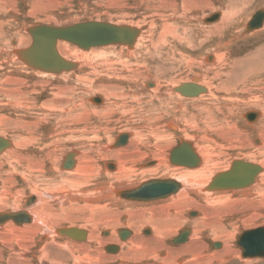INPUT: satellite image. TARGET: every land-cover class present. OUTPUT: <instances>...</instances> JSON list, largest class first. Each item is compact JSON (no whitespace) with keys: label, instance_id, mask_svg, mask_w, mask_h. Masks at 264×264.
Returning a JSON list of instances; mask_svg holds the SVG:
<instances>
[{"label":"rangeland","instance_id":"1","mask_svg":"<svg viewBox=\"0 0 264 264\" xmlns=\"http://www.w3.org/2000/svg\"><path fill=\"white\" fill-rule=\"evenodd\" d=\"M247 3L249 7L247 8V10H245L244 13H242L236 18V23L233 28L224 32L223 34L220 32H217V34H215L216 32L211 28L221 23L218 13L220 14L222 12V9H224L222 4H225V6L228 4H230L231 6L234 5L235 8L238 9L241 7V5L243 4L246 5ZM258 13L264 14V0H247V1L245 0H241V1L240 0H226V1L225 0H0V46L1 48H3L5 45L8 44L10 45V47L13 46L14 48L15 47L17 48L28 47L30 45L29 44L30 37L27 35L25 30L27 28H31L37 25L67 27V26L79 24L82 22H90V21L110 23L114 25H127V26L131 25L135 28L140 29V31L143 33V36L141 37L140 42H139L142 44L138 43L137 47L139 48H137V50L135 51H138V49L142 48L141 53L144 54V57L147 61L146 62L147 66L149 64L150 67L151 66L152 68L158 67L162 71L158 76H155L157 73L154 72L155 74L153 73L151 75L152 77L151 76L150 78L146 77L145 80L151 79L149 81L153 82L155 77L159 78V80L162 82V88H160L162 92L164 89L169 88V86L176 87L183 83H187V82L189 83L193 81L192 80L193 77L195 78V77L200 76L201 80L203 79L205 80L206 78L207 79H210V77L212 78L214 73L223 74L224 70L222 69V65L220 64L219 61L215 63H208V62L205 63L206 62L205 56L206 54L209 55L211 51H214V52L216 51L217 53L225 54L224 56L226 57L225 59H229V60H232L235 58L237 59L239 57L243 58L247 56V54L248 55L251 54L260 43L258 42L259 40L256 37H253L252 35H248V30L244 27H245V24H247V22H251L252 19ZM191 18L193 20H191ZM203 21L205 24L203 23ZM162 22H164L163 25L165 24L172 25L173 23V27L175 26L174 29L177 33H179L184 38L189 37L188 38L189 41L194 42V43L192 42L193 45L197 46L199 42V45L197 47H199L200 49L196 48L195 46V51H193L191 49H188L186 44H183V45H180L181 43L177 44V41L175 39L172 40L171 38H167V36L164 37V40L166 41H165V44H163L160 40H158V36L161 33L160 30L162 28L161 27ZM186 22L190 24L189 27L187 26L188 24ZM174 23L176 24L174 25ZM206 24L209 25L210 27L208 26V28H206L207 27ZM180 26L181 27L184 26L186 30L188 29L187 30L188 33H185L182 35L181 34L182 30H180L181 28ZM192 28L195 30V32L194 30H192L193 32L191 31ZM199 29H201L202 31L204 30L203 33L205 32V34H203L202 31ZM207 29L208 30L210 29L212 33L209 34V31ZM191 33L192 34L196 33L194 34L195 35L194 38ZM23 35L27 39H25L24 43H22V45L19 46L18 37L23 36ZM205 38L207 39L206 41H204ZM200 39L203 40L204 42L202 41V43H200L201 41ZM16 43L18 44L17 46H16ZM73 46L71 45L70 47L75 48ZM102 48L103 47H97L93 49L95 50V49H102ZM170 48H172V50L175 49L176 51L174 58H173L174 55L172 56L169 53ZM77 50L83 51L79 48ZM99 51H102V50H95L97 54L100 53ZM110 51H113L116 54H120V53L125 54L126 49L124 47L122 48L121 46H116V48ZM84 52L85 53H82L83 55L85 56L90 55V53H87L89 51H84ZM179 54L183 55L184 57H187V60L179 61V58H182V56ZM188 57L190 58L188 59ZM65 58H68V60L70 59L72 61L78 62L76 59L69 57V56ZM89 60L88 62L96 61V63L97 62L99 63V58L97 60L96 59L93 60L92 58ZM188 60H190L189 62H191V64L189 63L187 64ZM196 61L198 63L201 62L199 63L201 65L195 66L197 63ZM258 62L259 61H257L256 63ZM81 69L82 70H80L79 72H76L75 75L72 74L74 76L71 75L72 76L71 78L66 77L65 80L60 79L61 77L58 78L59 76H53V77L42 76V75L33 76L29 72L21 73L20 78L23 79L22 83H24L22 84L23 90L26 88L24 90L26 94L25 96L26 97L28 96L30 98L33 97L32 99L35 98L34 103L36 102V105H35L36 107L40 106L41 104L55 97H56L55 99H58L56 101H58L57 105L60 107L66 105L65 103L68 102L67 109H64V107L62 108V110H65L64 112H66L67 114L65 113L62 115L63 121L61 123H58V125L54 122L55 120L52 119L51 117L48 118L49 120H42L41 118H39V121L37 120L33 124L35 129L34 127L32 128L33 125H31L29 132L27 131V129H24V131L20 130V132H17L15 129L16 127L20 126L21 123H22V126L28 124L30 121H32L30 119L31 116H33V114H34V117L36 114L40 115L41 111L37 112V110L35 111V109L34 110L32 109V110H27V113H26L22 109L15 110L13 108H10V107L5 108V107H2V105H0V121L1 119L7 118V122L0 123V137L8 138L12 142L14 140L13 136L16 133L20 134V138L28 136V135H25L27 132L29 135L31 134V137L34 140L41 137L40 141L38 139L37 142L35 143V144L39 143L41 145L39 150H36L33 147L27 148L26 150L21 151L20 154L17 153L15 157H12L13 160L12 158L8 159L6 157L7 155L5 156L2 154L0 155V160L3 158V160L0 162L1 163L0 164L1 165L0 166V192H1L0 193V198H1L0 199V210H1L0 212H4V211L7 212L8 210L15 209V207L19 206V204H21L22 201H24L25 199L30 197L32 194H34L33 192H31L29 184H26L27 182L24 181L23 171H21L23 167L24 169H26L28 165H29V169L31 168L30 173L34 174V175L31 174V177L28 179L29 183L31 182L32 184H34L40 189L47 188L46 190L45 189L44 190L48 192L57 193L63 189H66L67 187L63 188V186H62L63 189H61L62 183H60V181L62 182V179H64L65 176L70 175V174H63L60 177L59 172L60 174H62L64 171H72L73 168L64 170L62 168V163L65 160L66 156L73 152L74 153L77 152L78 154V155L77 154L74 155V162H75L74 165L75 166L77 165L78 162L79 164H81L82 162L81 161L83 158L82 150L84 151V153H88L89 161L93 167V176H94V177L92 176L91 180L89 179L90 184L92 185L98 184L99 188H103V186L105 187L104 184H106L107 186L110 183L114 184V180L111 181L107 179L103 173L104 169L105 170L107 169L105 168L106 165H113L115 169L112 170L111 172L113 173L115 172L116 174L118 173L116 172L118 171V164L116 163L115 160H112L110 158V156H113L115 154L114 152L111 151V148H110L111 141L110 142L109 141L106 142V141L108 138L112 139L122 133L131 132L132 135H135V132H137L135 131L136 129L138 131L140 130L142 131L143 135L145 136L143 141L145 143H148L149 146L141 145V146H138L136 150H133L132 149L133 147L128 149L127 154L125 155L127 160H129L127 163V168H131L135 170V174L132 176L130 175L128 179L134 182L142 181L141 183H143L150 179H164L168 177H173V171H176L177 167H178L177 171H181L183 169L186 170L189 168L173 166L167 162V158H166V161H163V162L161 161L160 165L159 163L156 162L157 164L155 165V167L146 168L145 165L152 161L155 162L156 157L159 159H162L163 153H166V152L169 153L170 150H172L174 147H176L180 143V140L186 139L184 138L183 135H186L189 137H193L195 135L201 136V135H198V133H196L195 130L193 131V127H191L192 129L189 127L190 120L193 122L194 121L199 122L198 118H201L200 121L213 120V121H216V126H219L220 118H221L219 114L225 113V110L223 109L222 106H218L217 110L215 111L209 110L208 113H202L203 112V111L201 112L202 107L207 102L206 98L196 99V100L192 99L193 101H191V100H180L175 97H168V96L163 95L164 100L161 102L162 103L161 109L156 108L158 107V105L153 106L156 109H150L148 107H141V106H137L134 103H132L131 95H128V94L127 95L123 94L122 95L123 97L119 96L118 101L115 103L117 107H115L113 110L111 109V111L109 112L105 108L109 104L108 100L105 99L103 93L101 94L99 91H97L98 89L97 87L95 89L93 85L89 83L91 81L95 82L97 78H99L96 73L99 69L96 67L92 69H88V68L87 69L81 68ZM110 70L120 73V67H117V66L113 67L112 69L110 68ZM8 71H10L11 73ZM0 74L2 75V77L0 75V78H3L4 76H8V75H9L8 77L16 76L11 70H8V68L0 69ZM80 76H86L87 81L86 82L77 81L76 77H80ZM200 82L202 83V81ZM91 85L92 87H90ZM250 86L251 85H249V88L252 89L253 87L252 86L250 87ZM145 92H142L141 94H139L141 96H144V99L142 100L143 102L149 99L147 95L148 93H145ZM161 92L159 93L160 95L157 94V97L161 96ZM252 92L254 96L256 95L264 96V91H262L263 92L262 93L259 90L253 89ZM32 93L34 94V96ZM251 93L250 95L253 96ZM258 93H261V95ZM222 94L223 93L219 95H222ZM230 95H231L230 98L243 97L242 93H238L237 95L235 94H230ZM3 97L4 96L2 97L0 96V104L1 102L7 103L5 102V100L7 99ZM94 97H101V99L103 100V103L104 101L105 102L107 101L106 102L107 106L105 104L100 106V105H94L93 103L91 104L88 103L87 100L89 98H94ZM124 97H127V98H124ZM250 104H252L251 99L250 101L246 102V105L244 104L240 105L241 108L240 107L237 108L238 109L237 114L241 116L243 113L245 115L247 113L258 112L257 110H254V109L259 110V108H253L254 106L253 105L250 106ZM231 105L232 104H229L228 106H231ZM75 107L77 108L75 109ZM249 107H252V108H249ZM28 109H31V108L29 107ZM163 109L166 111V113L163 112L164 111ZM171 109H174V110L176 109L177 111L176 110L174 111ZM70 110H73V111L70 112ZM123 110L125 111L123 112ZM105 111L109 113L107 114V112L105 113ZM83 112H86V113L81 115ZM51 114L56 115L57 113L52 112ZM205 115L206 116L208 115V116L206 117ZM80 116L81 117L83 116V117L80 118ZM180 116L183 119H181ZM185 117L187 119H185ZM177 118H179L180 121L176 120ZM258 118H259V115L253 121L247 120L250 123V125L246 124L244 120L241 118L240 121L239 120L236 121L237 122L236 125L234 123L229 127H226L225 125L220 126L223 129L224 134H226L228 131L229 133H227V135H224L222 138H220L222 134L219 138L216 134L215 136L214 135L213 136L215 140H217V142L220 143V145H223L224 147L226 146L225 148L229 151H227V153L224 155V158H223L225 160L223 164L225 163L224 165L226 166H224L223 164H220L217 167L216 172L213 173V175H215V173H218V172H223L221 170H223V168L225 169V167H227L228 169L230 165L229 163L235 161L236 159L245 160L247 162H252L255 164L259 162L258 164L263 166V163L261 164V158L259 157L253 158L247 155V154H250L251 152V150L248 149L249 147L248 145L253 146L256 140V134L253 135V138L252 137L250 138L252 131L250 130V128L245 127L243 125V122H244L245 125L254 127ZM143 119L148 120V121L143 122ZM157 119L160 120L159 122L161 124L160 123L154 124L155 126L153 125L152 127L148 123L150 120L153 121ZM39 123L41 124V126ZM50 124H53V125H50ZM147 124L150 126H148ZM169 124H174L176 129L171 130V132L168 133V135L170 136V137L167 136L168 140H166L167 138L162 140L159 135L165 132L166 130H168ZM251 124H253L254 126ZM53 126L58 127V129H56V132H60V133L62 132L61 134H64V135H58L59 137L58 136L54 137L52 134L54 132L53 131L50 132ZM143 127H146V130L141 129ZM156 129L157 130L161 129L160 131H158V134H156L157 133ZM227 129L229 130L227 131ZM98 130H101V131H98ZM71 131L73 133H75L74 131H76L77 135L76 134L72 136L69 135L70 133H72ZM41 133H42V136L40 135ZM95 133H98V134L94 135ZM248 134H249V137H248ZM78 135L80 137L83 136L82 140L84 141L82 145L85 148L79 143H77V140L73 142L74 140L70 138V137L75 138ZM94 136L96 137L98 141H95V139H90V138H93ZM226 136H228V138ZM44 137L45 139L50 137L51 139H48V140H51V141L45 140ZM154 139L156 140L154 141ZM195 139L196 137L193 140L191 139L193 143ZM63 141L65 143H63ZM197 142H196V146L198 147L199 143ZM54 143L55 144L58 143V144L55 145ZM244 144H245V147L248 146L245 149L243 148ZM45 145H48V147L46 148ZM81 146L83 147V149L81 148ZM107 146L109 147V152L108 150H105L107 149ZM117 152L120 153L119 151ZM79 153L81 157L79 156ZM129 153L131 155H129ZM22 154L23 155L25 154V155L23 156ZM30 156L32 159L30 158ZM122 160H123V157H122ZM11 162L13 164V165L11 164L12 166L16 164V166H14L15 168L13 167L12 170L11 168H9V164ZM164 165L168 167L169 171L164 169L165 168ZM83 166L85 165L83 164ZM156 166L160 167V169L162 170L160 169H159L160 171L154 170V173L152 174V176L141 175V173H143L146 170L153 169V168L155 169ZM161 166H164V167H161ZM174 167H176L175 168L176 170L174 169ZM34 170H36V172ZM213 175H211V177H213ZM57 177H60V179ZM37 178L38 180L35 181V179ZM38 181L39 183H37ZM85 182L86 181L81 182L82 187H79V188L85 189L84 188ZM52 183H56V184H52ZM49 185L51 187H49ZM55 186H57L59 190L56 191L57 188ZM79 188H74V189L78 190ZM228 196H231V200L233 202L230 200V202L228 203L219 202V201H208L209 202L208 203V202L200 201L198 198L192 195L191 197L195 199L196 201L195 203L196 204L200 203L199 205L203 209L204 212L201 211L200 209L196 208L197 209L196 210L195 208H192L189 206H187L188 208L185 206L183 208H180L178 206L174 207L177 210L178 218L176 219V221L174 220V223L172 224L173 226H177V227L170 236L169 234H167L166 238L162 240V243L160 244H158L156 240L150 241V239L154 237V232L151 227H148L142 224L144 220H147L151 216L152 213H150L151 211H149L152 208L151 206H158L157 204L162 203L164 200L153 203V204H147V205H141V204L132 205V204L118 203V202H114L111 200L103 199V201L98 200L99 202L97 201H96L97 203L94 202L91 205L92 206L91 208L86 207V208L80 209V208H76L77 207L76 205L74 206L72 205L71 208L70 206H59L56 202L46 199L49 203L48 205L53 207L56 213L61 214L60 218H58L57 220L55 219L53 220L52 219L53 217L52 218L50 217L49 220L47 221L48 227L51 230L60 229V228H70V227L77 228L78 226V228L80 227V229L81 228L86 229L88 233L90 232L89 234L91 235V232H92L91 229L96 227V231L95 229L93 230L96 232L94 233L97 239L89 240L87 242L86 241L77 242L72 239L65 238L59 235L56 237L52 236L54 239L50 237L51 239L49 238L47 240H41V237L43 235H46L45 232H47L45 231L46 227H42V224H37V227L34 228V230L36 231H34L33 228L25 231L22 228L20 229L18 227V228H15V231L18 230L17 233L16 232L12 233V235H7V237H6V234L1 235L0 233V240H1L0 241L1 242L0 243V264H8L9 256L11 257L13 256L11 260V264H77V263L78 264H167V263L168 264H244L245 263L246 264V262H250V261H244V263H242L243 259H241L240 257L241 249L238 247L237 241H238L239 235L242 232L264 226V205H263L264 196L263 197H251L250 196L244 199L237 195L232 196L230 193H228ZM95 197L100 198L101 197L100 193L97 192ZM234 200H235V204H233ZM217 202L219 204H217ZM214 203L216 205H213ZM199 205H196V206H199ZM212 205L214 208H211ZM79 206H84V205L83 203H80ZM68 209H73L70 213L71 214L70 216L71 218L75 217L76 219H78V221H75V222L70 221L66 219L65 217H63L64 214L66 213L69 214ZM193 212H196L197 215L191 217L190 215H192ZM202 212L206 214V217L203 216ZM189 213L190 215L188 216ZM148 214H150V216ZM202 218H204L206 221L209 220L208 223L210 224L220 223V222L222 223L225 222L224 224H227L228 222L229 223L233 222L235 224V226H233V229L229 230V233L231 232L232 234L231 239L229 240V244L231 243L230 246L232 247V251H233V254L230 256L229 260L228 259L226 260L225 257L223 256H218V255L212 256L213 251L221 249L220 248L221 246L220 245L218 246L216 243H214L211 240V237L207 235L208 232L200 236L199 238L201 241L200 244H197L196 247L191 248L192 250L191 255H181L182 252L178 251V249L185 246V244H189L190 240L194 238L192 237L194 235V227L190 224L186 225L184 223V219L194 222L197 220L201 221ZM61 219L63 221H61ZM124 229L129 230L132 233L131 234L132 236L130 237V239H127L126 241L122 243L117 237V232L120 230H124ZM190 229L192 231V234H191L192 236H190L192 239L189 238V240H187L184 244H181V242L170 243V240L176 237L181 231L186 232ZM112 231H114L115 233V240L113 241H111ZM145 231H147L148 234H145L144 233ZM23 232H25V234ZM19 235H21L20 238L18 237ZM131 241H134L135 243H137V245L134 244L135 246L134 245L130 246L129 243ZM116 242L119 244H117ZM110 244H115L117 246H120L118 253L111 254L103 250L105 246L108 247L110 246ZM159 245L161 247H164V249L159 251L158 250L160 248ZM200 246H202L204 250L200 248ZM216 247H219V248H216ZM19 250L20 252H18V254L13 253ZM12 253L15 254L17 257L15 255H12ZM156 253H159L160 256ZM123 255L125 259L121 258ZM156 255L157 257H155ZM260 259L261 258H251L250 260H253V261L247 264H263L264 259L262 261Z\"/></svg>","mask_w":264,"mask_h":264},{"label":"bare ground","instance_id":"2","mask_svg":"<svg viewBox=\"0 0 264 264\" xmlns=\"http://www.w3.org/2000/svg\"><path fill=\"white\" fill-rule=\"evenodd\" d=\"M245 1H247V0H245ZM210 4H211V2H210ZM222 6L224 7V9H222V12L220 14L218 13L219 19L221 20L220 21L221 23H219L215 27L211 28V29H213L216 32L215 34H217V32H220V33L223 34L224 32H226V31L230 30L231 28H233L235 26V23H236V18L239 15H241L242 13H244L245 10H247V8L249 7L248 3L246 5H244V4L241 5V7L238 8V9L235 8L234 5L231 6L230 4H228L226 6H225V4H222ZM175 19H177V18H175ZM191 20H193V19L191 18ZM97 23H99V22H97ZM163 23L164 22L161 23L162 24L161 25L162 28L160 30L161 33L158 36V40H160L163 44H165L166 40H164V37L167 36V38H171L172 40L175 39L177 41V44H180V43H181L180 45L186 44L188 49L195 50V46L196 45L192 44L193 41H189V39H188L189 37L184 38L179 33H177L175 31V29H174L175 26L173 27V23H172V25H169V24L163 25ZM203 23H204V21H203ZM247 23L248 24H245L244 28H246L248 30V35H252L253 37H256L259 40L258 42L260 44L254 49V51L251 54H249V55L247 54V56H245L243 58L239 57L237 59L235 58V59H232V60L225 59L226 58V57H224L225 54L217 53L216 51L215 52L211 51V53H209V55L206 54V56H205L206 57V62L205 63H207V62L208 63H215V62L219 61L220 64L222 65V69L224 70V73L223 72H222L223 74L214 73L212 78L210 77V79H207V78L205 80L203 79L204 81L200 79L201 78L200 76L199 77H195V78L193 77V79H192L193 81H191L189 83L188 82L187 83H183V84H189L190 86H193V87H198V88L202 87L204 89L203 92L201 91L196 96L195 95L194 96L183 95L180 92V90L177 89L178 87L182 86L183 84H181L179 86H176V87L169 86V88H166V89H164L161 92L160 88H162V82L159 80V78H157L155 76H158L162 71L158 67L152 68V66L150 67L149 64L147 66V63H146L147 61H146V59L144 57V54L141 53L142 52V48L138 49V51H135V50H137V48H139L137 46H138V43L140 42L141 37L143 36V33L140 31V29L135 28V27H133L131 25L129 27L130 28L132 27L133 29L135 28V30L138 31V34L136 35L135 39H133L134 41L129 42L127 44H108V45H102V46H94V47H90L88 49H82V48H79L77 45H75V44H73V43H71V42H69L67 40H64V39H61V38L57 39L56 43H55L56 53L64 62L69 63L68 68H60V70H59L57 65H56V68H51V69H49L50 67L37 66L35 64V60L32 57H28V55L27 56L23 55V53H25L23 51L27 50L32 44L33 38H32V34L29 33V29L30 28H27L25 30L27 35L30 37V43H29L30 45L28 47H26V48H17V47H15L14 48L13 46L10 47V45H8V44L5 45L3 48H1V46H0V69L8 68V70H11L16 75L15 77H8L9 76L8 75V76H4L3 78H0V96L1 97L4 96L7 99V100L4 99L5 102H7V103H2L1 102L0 105H2V107H5V108H7V107L9 108L10 107V108H13L15 110L22 109L26 113H27V110H32V109L33 110L35 109V111L37 110V112L41 111V114L40 115L36 114L35 117H34V114H33V116H31V118H30L32 121H30L28 124L22 126V123H21L20 126L16 127L15 129H16L17 132H20V130L24 131V129H27V131L29 132V130L31 128L30 126L33 125L37 120L39 121V118H41L42 120H49L48 118L51 117L52 119L55 120L54 122L58 125V123H61L63 121L62 115L66 113V112H64L65 110H62V108L64 107V109H67V107H68V105H67L68 102L65 103L66 105H64L62 107L58 106L57 105L58 101H56L58 99H55L56 95L54 96L55 98L50 99L49 101H47V102L41 104L40 106L36 107L35 106L36 102L34 103V99L35 98L32 99L33 97L30 98L28 96L27 97L25 96L26 94H25L24 90L26 88L23 90L22 84H24V83H22L23 79L20 78L21 73H28V72L31 73L33 76H41V75L42 76H50V77L59 76L58 78L61 77L60 79L65 80L66 77L67 78L68 77L71 78L72 76H74L76 72H79L80 70H82L81 68L92 69V68L96 67V68L99 69V70L97 69L98 71L96 72L97 76L99 78H97V80L95 82L91 81L89 83L92 84L95 89L97 87L99 89V90L97 89V91H99L101 94L103 93L105 99L108 100L109 104H108V106L106 105L107 101L106 102L104 101V103H103V100L101 99L102 96L101 97H95V98H89L87 101H88V103H90V104L93 103L94 105H100L101 106V105L105 104L107 106L105 108L109 112L111 111V109L113 110L115 107H117V105H115V103L118 101V97L122 96L123 94L131 95V101L135 105L141 106V107H148L150 109H156V108L161 109V104H162L161 102L164 100L163 95H165V96H168V97H175V98H178L180 100H191V101H193L192 99L196 100V99L206 98L207 102L202 107V110H201V112L203 111L202 113H208L209 110H212V111L214 110L215 111V110H217L218 106H222L223 109L225 110L224 114L223 113L219 114L221 116L219 126H216V121H213V120H208V121L205 120L204 121L203 119H202L203 121H200L201 118H198V117H196V118H198L199 122H196V121L193 122L191 120L189 122L190 124L185 122V123L190 125L189 126L190 128L193 127V131L195 130V132L198 133V135H201V136H196L195 135L193 137H189V136L183 135L184 138H186V139L182 138L183 140H180V143L176 147H174L172 150L169 149L170 150L169 153L168 152L163 153V155H162L163 158L162 159H159V158L156 157V161L155 162L150 160L152 162H149V163H147L145 165L146 168L155 167V165L157 163H159V165H160L161 161L162 162L166 161V158H167V162L169 164L173 165V166H180V167L189 168V169H186V170L183 169L181 171H177L178 167H177V170L175 169L176 167H174V169L176 171H173V177H168V178H164V179H150V180H147V181H145L143 183H141L142 181L141 182L140 181L134 182V181L128 179L130 177V175L132 176V175L135 174V170L134 169L127 168V163H128L129 160H127L125 155L127 154L128 149L133 147L132 149L136 150L138 148V146H141V145L149 146L148 143H145L143 141L145 136L143 135L142 131L141 130L138 131L137 129L135 130V131H137V132H135V135H132V133L130 132V133H122V134H120V135H118V136H116V137H114L112 139L108 138V137H107L108 139L106 138L107 139L106 142H108V141L110 142L111 141V147L110 148H111V151L114 152L115 154L113 156H110V158L112 160H115L116 163L118 164V171H116L118 173L116 174L115 172L114 173L111 172L112 170L115 169V167L113 165H106L105 168H107V169L106 170L104 169L103 173H104V175H105V177L107 179H109L111 181L114 180V184L110 183L108 186L106 184H104L105 187L103 186V188H99L98 184L97 185L90 184L89 179L90 180L92 179L93 167H92V165H91V163L89 161L88 153H84L83 150H82L83 158L81 160L82 162H81V164H79V162H78L76 166L74 165V163H75L74 162V155L77 154V152L75 151L76 153L73 152V153H70L69 155L66 156L65 160L62 163V168L64 170H68L69 168H73V169H72V171H64V172L61 171V172H63L62 174H60V172H59L60 177L63 174H70V175L65 176L64 179L61 178L62 179V182L60 181V183H62V185L60 184L61 185V189L66 188V187L67 188L63 189V190H61V191H59L57 193L56 192L45 191L47 188L40 189L37 186H35L34 184H32L31 182L29 183L28 179L31 177V174H33V173H30L31 172V170H30L31 168L29 169V165L27 166L26 169H24V167H23L24 170L22 169L21 171H23L24 181L27 182L26 184H29L31 192H33L34 194H32L30 197H28L27 199L22 201L21 204H19V206L15 207V209L8 210L7 212H5V211L4 212H0V216L4 215V214H8V213H18V214H25L24 216L26 217V219L22 218L21 221L8 220L6 222H2V223L0 222V233H1V235L6 234V237H7V235H12V233H15V232L17 233L18 230L15 231V228H18V227L20 229L22 228L25 231L29 230V229H32V228L34 230V228L37 227V224H42V227H46L45 231H47V232L44 231L46 235H43L41 237V240H47V239H49L52 236L56 237V236H59V235L65 237V238L72 239V240L77 241V242H83V241L87 242L89 240L97 239V237L95 236L96 227L95 228L92 227L93 229H95V231L93 229H91V231H92L91 235L89 234L90 232L88 233V231L86 229H82V228L80 229V227L78 228V226H77V228L76 227H70V228H60V229L51 230L48 227V224H47L48 222L47 221L49 220L50 217L51 218L53 217L52 218L53 220L54 219L57 220L58 218H60L61 214L56 213L55 210L53 209V207L48 205L49 203H48V201L46 199H48L50 201H53V202H56L59 206H70V208H71L72 205L73 206L76 205L77 206L76 208H80V209L86 208V207H90L91 208L92 207L91 205L94 202L103 201V199L111 200V201L118 202V203L132 204V205L133 204L147 205V204H153V203H156V202L164 200L162 203L157 204L158 206H151L152 208L149 211H151L150 213H152V214H151V216H150V214H148L150 217L147 220H144V222L142 224V225H146L148 227H151L153 232H154V237L152 239H150V241H155L156 240V242L158 244H160V243H162V240H164L166 238V235L169 234V236H170L175 231V229L177 227V226H173V224H172V223H174V220L176 221V219L178 218L177 217V210L174 207L178 206L180 208H183L184 206L185 207L189 206V207H192V208H195V209L197 208V209H200L201 211H203V209L199 205L200 203L196 204L195 203L196 202L195 199H193L191 197L192 195L194 197L198 198L200 201H203V202L219 201V202H227V203L230 202V200H231V196H228V193H230L232 196H234V195L240 196L243 199L244 198H248L250 196L251 197H263L264 196V96L261 95V93H258L261 96H257V95L254 96L252 90L253 89L254 90H259L261 92L264 91V17H263V20H261L260 25H258V26L251 27L250 26L251 23L250 22H247ZM175 24L176 23H174V25ZM187 24H188L187 26L189 27L190 24L189 23H187ZM191 24H192V22H191ZM255 24H258V22L255 23ZM111 25H114V24H111ZM38 26L56 27V26H48V25H37V27ZM116 26H122V25H116ZM124 26H127V25H124ZM208 26L209 25H207L206 28H208ZM31 28H33V27H31ZM56 28H62V27H56ZM196 29H198V28H196ZM201 29H203V28H201ZM201 29H199V30H201ZM180 30H182V33H181L182 35L185 34V33H188V31H187L188 29L186 30V28H184V26H182L180 28ZM192 30H194V29L192 28L191 31ZM201 31H199V32H201ZM203 31H202V33H203ZM208 31H209V34L212 33L210 31V29ZM194 32H195V30H194ZM194 34H196V33L192 34L193 38L195 36ZM203 34H205V32ZM18 38H19L18 39L19 46L22 45V43H24L25 39H27L26 37H24V35L23 36H19ZM206 40L207 39L205 38L204 41H206ZM160 41H158V42H160ZM195 41H196V39H195ZM202 41L203 40H201L200 43H202ZM143 43H144V41H143ZM18 44L16 43V46ZM139 44H142V43H139ZM68 45H70V46L74 45L73 47H75V48H71ZM198 45H199V42H198ZM116 46H121L122 48L124 47L126 49L125 54H122V53L116 54L113 51H110V50H113L114 48H116ZM197 46H196V48H199ZM97 47H103L102 49H95V50H102V51H99L100 52L99 54H97V52H95V50L93 49V48H97ZM76 48L77 49L79 48V49H81L83 51L77 50ZM84 51H89L87 53H90V55H88V56L83 55L82 53H85ZM147 53H148V51H147ZM169 53L172 56L174 55L173 56V58H174L176 51H175V49L172 50V48H170ZM179 55H181V54H179ZM68 56L76 59L78 62L72 61L70 59H69L70 60L69 61L68 58H65V57H68ZM181 56H182V58H179V61H182V60L186 61L187 60V57H184L183 55H181ZM91 58L93 60L94 59L97 60L99 58V63L97 62L98 63L97 64L96 61H94L97 64L96 65L94 62H88V60L91 59ZM189 58L190 57H188V59ZM190 60H188L187 64L188 63L191 64V62H189ZM89 61H91V60H89ZM257 61H259V62L256 63ZM196 62H194V63H196ZM199 63H201V62H199ZM199 63L197 62L195 66H197V65L200 66L201 64H199ZM115 66L120 67V73H117L116 71H113V70L111 71L110 70V68L112 69ZM206 66H207V64H206ZM8 72H10V71H8ZM154 72L157 73V74L154 76L155 79H154L153 82L149 81L151 79L145 80L146 77L150 78V76ZM205 72H207V71H205ZM72 74H74V75H72ZM63 75H65V76H63ZM87 76H88V74H87ZM1 77H2V75H1ZM76 80L79 81V82H86L87 81V77L86 76L76 77ZM216 80H217L218 83L216 82ZM200 81H202V83ZM214 83H216V84H214ZM218 84H219V86H218ZM92 85L90 87H92ZM249 85H251L253 88L250 89ZM228 86H230V87H228ZM237 89H238V91H237ZM142 92L148 93L147 95H148L149 99L147 101H145V102L142 101L144 99V96L139 95ZM160 92H161V96L162 97L161 96L157 97V94H159ZM221 93H223V94L219 95ZM238 93H242L243 97H241V98H234V97L230 98V96H231L230 94L237 95ZM250 93L253 96H251ZM204 95H206V96H204ZM33 96H34V94H33ZM202 96H204V97H202ZM246 96L252 100V104H250V106L253 105L254 106L253 108H259V110L258 109H254V110H257L258 112L247 113L245 115L243 113L240 116V115L237 114V111H238L237 108H239L240 105H242V104L246 105V102L250 101V99H248ZM124 98H127V97H124ZM74 102H75V100H74ZM229 104H232V105L228 106ZM156 105H158V107H156V108L153 107V106H156ZM176 106H178V105H176ZM29 107L31 109H28ZM180 107H179V109H180ZM76 108L77 107H75V109ZM249 108H252V107H249ZM159 109H158V111H159ZM197 109H199V108H197ZM171 110H174V109H171ZM205 110H207V111H205ZM72 111L73 110H70V112H72ZM107 111H105V113ZM124 111L125 110H123V112ZM52 112L53 113H57V114L56 115H52L51 114ZM109 112H107V114ZM163 112L166 113L165 110ZM184 112H185V110H184ZM221 112H222V110H221ZM84 113H86V112H83L81 115H83ZM111 114H112V112H111ZM258 115H259V118L256 121L255 126L253 124H251L254 127L247 126V125L244 124V122H245L246 124L250 125V123L248 121H253L256 117H258ZM141 116H143V115H141ZM82 117L80 116V118H82ZM180 118H181V116H180ZM241 118L244 120L243 125L245 127L250 128V130L252 131L251 132L252 134L250 135V138L251 137L253 138V135L256 134V140H255L253 146H251V145H248L249 147L247 146L248 149L251 150L250 154H247V155H249V156H251L253 158H258V157L261 158V164L263 163V166L259 165L258 164L259 162L257 164H255V163H252V162H247L245 160L236 159L235 161L229 163L230 165H229L228 169H227V167H225V169L223 168V170H221L223 172H218V173H215V175H213V173L216 172L217 167L220 164H223V162H225V160L223 159L224 155L227 153V151H229V150H227L225 148L226 146L224 147L223 145H220V143H218L217 140H215L214 136L216 134L218 136V138H219L221 136V134H222V136L220 137V138H222L224 135H227V133H229V131H228L229 129H227L228 132L226 134H224L223 133L224 131H223V129L220 126L221 125H225L226 127H229V126H231L234 123L236 125L237 124L236 121H238V120L240 121ZM172 119H173V117H172ZM181 119H183V118H181ZM185 119H187V118L185 117ZM176 120L180 121L179 118H177ZM147 121L148 120H144L143 119V122H147ZM159 121H160L159 119L153 120V121L150 120L148 123L153 127L154 124L160 123ZM1 122H4V123L7 122V118L6 119H1L0 123ZM42 123H44V122H42ZM50 125H53V124H50ZM150 125H148V126H150ZM40 126H41V124H40ZM148 126H147V128H148ZM33 127H34V125L32 126V128ZM56 127L53 126L51 128L50 132H52V131L54 132V133H52L53 136L56 137L58 135H64V134H61L62 132L61 133L60 132H56V129H58V127L57 128ZM34 129H35V127H34ZM141 129L146 130V127H143ZM175 129H176V127H175L174 124H169L168 130H166L165 132H163L159 136L161 137L162 140L166 139L167 136H169L168 133H170L171 130H175ZM61 130H62V128H61ZM160 130L156 129L157 133L156 132H154V133L158 134V131H160ZM65 131H63V132H65ZM98 131H101V130H98ZM28 132L25 134V135H28V136L22 137V138H20V134L19 133L15 132L16 134L13 136V138H14L13 142L10 139H8V138L0 137V155L1 154L4 155V156L7 155L6 157L8 159H11L12 157H15L17 155V153L20 154L21 151L26 150L27 148H30V147L31 148L33 147L36 150H39L41 145L39 143L38 144H35V143L37 142L38 139L40 141L41 137H39L38 139L34 140V139H32L31 134L29 135ZM74 132L75 133L72 132L69 135H71V136L75 135L76 131H74ZM84 133H85V131H84ZM97 134L98 133H95L94 135H97ZM40 135L42 136V133ZM49 136H50V134H49ZM121 136H122V138H121ZM155 136H157V135H155ZM54 137H52V138H54ZM195 137H196L195 141L197 140L198 142L197 141L196 142L199 143L198 147L196 146V142L195 141H194V143L192 142V140ZM226 137L228 138V136H226ZM248 137H249V134H248ZM70 138L74 140L73 142H75L77 140V143H79L80 145L83 144V141H84V140H82L83 136L80 137L78 135L75 138L74 137H70ZM76 138H78V139H76ZM44 139H45V137H44ZM48 139H51V138L48 137L45 140H48ZM60 139H59V141H60ZM90 139H95V141H98L95 136L93 138H90ZM187 139H189V140H187ZM99 140H101V139H99ZM155 140L156 139H154V141ZM166 140H168V138ZM224 140H226V139H224ZM48 141H51V140H48ZM87 142H89V141H87ZM120 142H122L121 145H120ZM238 142H240V141H238ZM63 143H65V142L63 141ZM229 143H230V141H229ZM57 144H55V145H57ZM82 146H81V148L83 149L84 146L83 147ZM108 146H107V149H105V150H108V152H109V147ZM179 146H187L186 149H184V147H182L181 148L182 151L177 153L178 156L181 155V156H183L185 158L183 163L176 162L178 160V158H176L173 161H171V152L174 151ZM45 147L47 148L48 145H45ZM247 147H245V144L243 145L244 149L247 148ZM12 148H13V150H12ZM132 149H130V150H132ZM51 151H52V149H51ZM117 151H119L120 153H118ZM191 154H193L197 158L196 161L194 160L195 158H193V156H191ZM129 155H131V154L129 153ZM79 156L81 157L80 153H79ZM6 157H4V158H6ZM122 157H123V160H122ZM30 158H31V156H30ZM2 160H3V158L0 160V162ZM12 160H13V158H12ZM193 161H195L196 163H195V165L191 166ZM29 162H30V160H29ZM54 162H56V161H54ZM234 162H240V163H243L244 165L245 164H247V165L250 164V165L257 166L259 168V171L254 176L252 182L247 184V185H244V186L236 185L235 187H226V188L214 187L213 189H210L209 186H210L211 182L214 181L216 179V177H218L219 175H221L223 173H227L230 170V168H231V166H232V164ZM67 163H68V165H67ZM11 164H12V162L9 164V168H11V170H12V168L14 166H16V164L14 166H12L13 164L12 165ZM83 164L85 166H83ZM53 165H55V164H53ZM158 166H156L157 169L153 168V169L146 170L143 173H141V175H143V176H152V174L154 173V170H159L160 169V167H158ZM164 166H161V167H164ZM224 166H226V165H224ZM132 167H134V166H132ZM16 168H18V167H16ZM57 168H58V166H57ZM164 169L169 171L168 167H166V166H165ZM160 170H162V169H160ZM34 171L36 172V170H34ZM38 171H40V170H38ZM9 172H10V170H9ZM161 172H163V171H161ZM211 175H213V177H211ZM169 176H171V175H169ZM60 177H57V178L60 179ZM174 177H176V178H174ZM210 177H211V179H210ZM36 180H38V178L35 179V181ZM155 180H163V181L172 180V181H174V184L177 185L176 186V190L174 192H172L171 195H168V196L160 198V199H155V200L148 199V200L138 201L137 199L131 198V196H127L128 193L133 192L134 190H137V189L139 190L140 187L143 184L146 185V184L151 183V182H153ZM84 181H86L85 182V186H84L85 189L79 188V187H82L81 182H84ZM37 183H39V181ZM172 183H170V184H172ZM52 184H56V183H52ZM47 185H48V183H47ZM62 186H63V188H62ZM221 186H223V185L221 184ZM49 187H51V186L49 185ZM55 187L57 188V186H55ZM74 188H79V189L77 190V189H74ZM48 190H49V188H48ZM57 190H59V189L57 188L56 191ZM97 192L100 193V195H101L100 198L95 197ZM235 200H234L233 204H235ZM80 203H83L84 206H79ZM217 204H219V203L217 202ZM196 205H199V206H196ZM213 205H216V204L214 203ZM213 205L211 206V208H214ZM72 210L73 209H68V213L69 214L66 213V214L63 215V217H65L66 219H68L70 221H74V222L78 221V219H76L75 217L71 218V216H70L71 214L70 213H71ZM203 212H202L203 216L206 217V214L203 213ZM179 214H180V212H179ZM189 215H190V213L188 214V216ZM196 215H197V213L193 212V214L190 215V216L193 217V216H196ZM63 217H61V218H63ZM27 219H28V221H27ZM61 221H63V220L61 219ZM208 221L209 220L206 221L204 218H202L201 221L197 220V221H194V222H191L189 220L184 219V223L186 225L190 224V225H192L194 227V235L193 236L191 235L192 234L191 229L188 230L187 231V233H188L187 238H186L185 241L181 242V244H184L187 240H189V238H191L190 236H192L194 238L193 239L191 238L192 240H190L189 244H185V246H183L182 248L178 249V251L182 252L181 255H191L192 254L191 248L196 247L197 244H200L201 243V241L199 239L200 236L202 234L208 232L207 235H209L211 237V240L214 243H216L218 246L219 245L221 246L220 247L221 249L213 251L212 256H217V255L218 256H223V257H225L226 260L227 259L229 260L230 256L233 254L232 247L230 246L231 243L229 244V240L231 239V235H232L231 232L229 233V230L233 229V226H235V224L233 222H230V223L228 222L227 224H224L225 222L210 224V223H208ZM90 225H92V224H90ZM93 226H95V225H93ZM135 226H137V225H135ZM71 229L79 231V233L74 234V237L66 236L65 233H63V231L71 230ZM34 231H36V230H34ZM21 232H22V230H21ZM182 232L183 231H181L176 237H174L172 240H170V243H172L175 239H177L181 235ZM23 233L25 234V232H23ZM123 233L127 234L126 238H124V239L121 238ZM144 233L148 234L147 231H145ZM111 234H112L111 241H113V240H115L114 231H112ZM131 234L132 233L129 230H125L124 229V230H120V231L117 232V237L123 243L127 239H130V237L132 236ZM20 236L21 235H19L18 237L20 238ZM18 237H17V239H18ZM134 241H131L129 243V245L130 246H133L134 244L137 245V243H135ZM117 244H119V243H117ZM109 247H115L116 249L114 251H110L108 249ZM200 248H202V246H200ZM216 248H219V247H216ZM119 249H120V246H117L115 244H110V246H108V247L105 246L103 248L104 251H106L108 253H111V254L112 253H114V254L118 253ZM163 249H164V247L160 246V248L158 250L160 251V250H163ZM202 249L204 250V248H202ZM18 252H20V250L16 251V252H13V253H17L18 254ZM166 252H168V251H166ZM13 253H12V255H15ZM156 254L159 255V253H156ZM164 254H162V255H164ZM241 255H242V250H241ZM12 257L11 256L8 257L9 258L8 259V264H11ZM155 257H157V255ZM240 257H241V259H243L242 263H244V261H250V262L253 261V260H250L251 258H242V256H240ZM121 258L125 259L124 255ZM263 259H264V257L261 258L260 260L262 261ZM250 262H246V264L250 263ZM263 264H264V262H263Z\"/></svg>","mask_w":264,"mask_h":264},{"label":"water","instance_id":"3","mask_svg":"<svg viewBox=\"0 0 264 264\" xmlns=\"http://www.w3.org/2000/svg\"><path fill=\"white\" fill-rule=\"evenodd\" d=\"M263 17L264 14L258 13L250 22V26L254 27L260 25ZM257 22L258 24H255ZM29 33L32 34V44L27 50L23 51L25 52L23 55L32 57L35 60V64L37 66L50 67L49 69H51L56 68L57 65L60 70V68H68L69 63L64 62L57 55L55 50V43L57 39L61 38L77 45L79 48L88 49L90 47L108 44H127L134 41L133 39H135L138 31L135 30V28H130L129 26H116L109 23H97L90 21L62 28L34 26L33 28L29 29ZM200 88L190 86L189 84H183L177 89H179L183 95L196 96L201 91H204L202 87ZM121 143L122 142H120V145ZM182 147H184V149L187 148V146H179L171 152V161L178 158L176 162H184L185 158L181 155H177V153L182 151ZM191 156L195 158V161L197 160L193 154H191ZM195 161L192 162L191 166L195 165ZM258 171L259 168L257 166L250 164L244 165L240 162H234L230 170L227 173H223L216 177V179L211 182L209 187L210 189H213L214 187L226 188L235 187L236 185L244 186L252 182ZM221 184L223 186H221ZM176 186L177 185H175L174 181L172 180H155L146 185L143 184L139 190H134L133 192L128 193L127 196H131V198L137 199L138 201L160 199L171 195L172 192L176 190ZM24 215L25 214L18 213L4 214L0 216V222L2 223L8 220L21 221L22 218L26 219ZM63 233H65L66 236L74 237V234L79 233V231L71 229L65 230ZM126 235V233H123L121 238H126ZM187 235V231L183 232L173 242H183L186 240ZM237 245L242 250V258H263L264 226L242 232L238 238ZM108 249L110 251H114L116 248L109 247Z\"/></svg>","mask_w":264,"mask_h":264},{"label":"crops","instance_id":"4","mask_svg":"<svg viewBox=\"0 0 264 264\" xmlns=\"http://www.w3.org/2000/svg\"><path fill=\"white\" fill-rule=\"evenodd\" d=\"M248 24V23H247ZM193 51H195V50H193ZM95 98V97H94Z\"/></svg>","mask_w":264,"mask_h":264}]
</instances>
